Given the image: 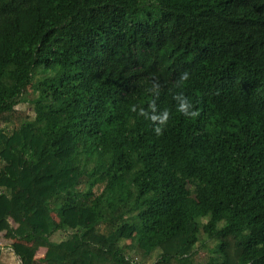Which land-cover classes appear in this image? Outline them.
Returning <instances> with one entry per match:
<instances>
[{"label":"trees","instance_id":"trees-1","mask_svg":"<svg viewBox=\"0 0 264 264\" xmlns=\"http://www.w3.org/2000/svg\"><path fill=\"white\" fill-rule=\"evenodd\" d=\"M28 89L0 129L11 256L193 264L203 235L207 264H264V0H0V117Z\"/></svg>","mask_w":264,"mask_h":264},{"label":"rangeland","instance_id":"rangeland-1","mask_svg":"<svg viewBox=\"0 0 264 264\" xmlns=\"http://www.w3.org/2000/svg\"><path fill=\"white\" fill-rule=\"evenodd\" d=\"M38 78V76H36ZM31 90L28 89L23 94V100L25 102H21L18 104L10 114L3 115L0 117V129H7L11 130L12 128H17L20 126L26 118L32 116V106L29 103V100L33 98V94L30 92ZM54 220L57 221V217L53 214L52 215ZM119 221L116 222L118 224ZM99 229L102 232H108L109 230L113 229V225H101ZM72 229L71 228H64L61 231L55 232L51 237L50 240L52 242H59L69 237ZM201 242H199L196 246V252L193 256V264H207L209 257L211 256V250L213 247V243L205 239L203 235H201ZM134 239L127 241V246L134 244ZM12 237L8 235H0V244L2 248L4 247L7 249L8 254L2 255L1 264H16L17 258L15 256H11L10 254V247L13 243H15ZM20 245V244H19ZM24 249L26 245H21ZM44 249H39L35 254L34 259H40L44 254ZM127 255L132 258L138 264H153L157 257H158V250L152 251L150 254L145 255L139 250L135 249H126ZM27 264H31V261H26Z\"/></svg>","mask_w":264,"mask_h":264},{"label":"clouds","instance_id":"clouds-1","mask_svg":"<svg viewBox=\"0 0 264 264\" xmlns=\"http://www.w3.org/2000/svg\"><path fill=\"white\" fill-rule=\"evenodd\" d=\"M184 75H185V77H186L187 74L185 73ZM180 107H181V109L183 110V109L185 108V105H184V104H181ZM190 114L194 115L195 113H190ZM156 131L159 132V129H156Z\"/></svg>","mask_w":264,"mask_h":264},{"label":"built area","instance_id":"built-area-1","mask_svg":"<svg viewBox=\"0 0 264 264\" xmlns=\"http://www.w3.org/2000/svg\"><path fill=\"white\" fill-rule=\"evenodd\" d=\"M0 246H1V244H0ZM11 250V249H10ZM13 252V251H12ZM16 258H17V260H16V264H22V261L20 260V258L19 257H17V256H15ZM134 261V260H133Z\"/></svg>","mask_w":264,"mask_h":264}]
</instances>
